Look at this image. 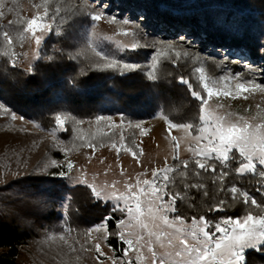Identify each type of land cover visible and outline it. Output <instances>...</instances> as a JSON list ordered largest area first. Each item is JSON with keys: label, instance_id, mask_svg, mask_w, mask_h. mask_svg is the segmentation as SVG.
<instances>
[{"label": "trees", "instance_id": "obj_1", "mask_svg": "<svg viewBox=\"0 0 264 264\" xmlns=\"http://www.w3.org/2000/svg\"><path fill=\"white\" fill-rule=\"evenodd\" d=\"M110 2L115 7L114 0ZM117 3L120 12L131 16L139 41L133 50L106 59L77 50L82 26L90 24L87 9L72 0H45L46 19L52 23L37 62L27 71L17 61L28 20L21 12L15 13L9 22L12 40L7 44L0 39V99L45 131L57 132L61 125L57 136L73 144L79 143L76 133L85 123L117 115L128 126L125 132L131 134L125 142L136 151L134 127L159 113L173 125H189L195 133L202 126L201 109L208 96L200 72L215 78L220 65L179 47L174 42L177 33L188 30L201 42L203 38L208 47L235 50L264 62V0ZM135 12L143 13L145 21L137 23ZM156 24L165 28L172 44L157 42ZM227 62L232 69L236 66ZM239 78L246 75L240 73ZM101 139L93 142L100 145ZM62 157L57 151L50 153L55 161ZM244 165L245 160L235 150L226 162L174 157L163 199L173 203L170 219L181 218L189 224L203 218L209 224L206 231L215 233L214 238L216 225L225 220L264 217V168L257 165L253 171L242 173ZM35 169L0 183V264H20L19 246L30 245L34 239L29 220L51 223L57 204L65 198L69 199L71 232L82 249L99 253L89 235L95 224L105 225L109 246L119 249L116 222L121 212L96 199L88 187L64 182L62 177L68 169L63 165H54L41 174ZM108 216L110 220L104 222ZM243 257V264H264V243L247 249Z\"/></svg>", "mask_w": 264, "mask_h": 264}, {"label": "rangeland", "instance_id": "obj_2", "mask_svg": "<svg viewBox=\"0 0 264 264\" xmlns=\"http://www.w3.org/2000/svg\"><path fill=\"white\" fill-rule=\"evenodd\" d=\"M44 1L0 0L1 41L8 44L12 40L9 22L15 13L21 12L28 20L20 48L21 58L17 61L25 71L37 62L52 23L46 19ZM72 1L78 7H85L90 19V24L83 25L80 30L77 50H88L106 59L124 50H133L139 44L131 16L118 10L117 0H114L115 7H111V0ZM135 16L137 23L146 19L143 13L135 12ZM154 27L158 43L172 44L163 26L156 24ZM174 42L201 59L220 65L215 78L209 79L205 71L200 70L208 98L201 109L202 126L196 133L189 125L169 123L159 113L134 127V151L125 142L131 135L125 132L128 126L119 116L111 115L106 120L85 123L76 133L79 143H67L57 136L61 125L57 132L45 131L37 123L15 113L0 99V183L26 175L34 168L41 174L54 165H63L68 169L62 177L64 182L72 187H88L96 199L122 213L116 222L117 239L121 244L117 250L107 242L105 225L92 227L89 235L99 250L96 254L82 249L74 240L69 225V199L65 198L57 204L55 220L51 223L24 220L35 234L32 243L25 245L28 253H19L20 264H191L187 254L177 256L176 253L184 247L180 240H187L189 246L197 245L196 240L176 233L175 228L163 225L159 219L152 222L159 225L153 227V232L165 233L159 239L155 234L149 236L141 226L143 221L150 222V213L166 214L170 219L173 203L163 199L171 160L174 157L179 160L205 157L226 162L230 152L235 150L241 155L243 152L242 173L253 171L257 165L264 168L261 163L264 157V62L246 56L244 60L253 63L242 67L237 61L242 53L208 47L203 38L201 42L188 30L177 33ZM227 61L236 66L232 69ZM240 73L246 78L240 79ZM93 139H101V144L97 145ZM53 150L63 155L62 160L50 158ZM109 220L110 216L103 221ZM170 220L176 222V227L191 230L193 222L180 224L177 219ZM220 225L228 227L223 222ZM177 236L179 239L175 238ZM219 236L216 232L213 240ZM197 237L203 239L198 231ZM129 240L133 241L132 245L127 243ZM262 243L264 239L258 242L255 236L246 237L236 242L232 249L221 250L213 264H228L230 260L243 264L244 252Z\"/></svg>", "mask_w": 264, "mask_h": 264}, {"label": "snow or ice", "instance_id": "obj_3", "mask_svg": "<svg viewBox=\"0 0 264 264\" xmlns=\"http://www.w3.org/2000/svg\"><path fill=\"white\" fill-rule=\"evenodd\" d=\"M250 148L252 146H249ZM254 150V149H253ZM243 155V152H242ZM261 163H264V157H261ZM199 167H204L203 164H199ZM153 191H155L153 189ZM235 191V189H233ZM165 209H168V206H164ZM174 211V208L170 209ZM158 211V210H157ZM159 219L163 225L169 228H175L176 233H182L185 236L192 237L193 240L197 241V245L189 246L187 240H180V243L184 245L181 251L176 253L177 256H183L187 254L188 258L191 260V264H198V262L203 261L204 264H213L216 260L218 254H220L221 250H230L235 246L236 242H239L246 237L255 236L257 241L259 242L261 239H264V217L254 218L249 215L246 218L241 220H225L223 221L224 225L228 227L221 226L220 224L216 225V232L220 233V236L213 240V236L215 233L210 234L206 231L209 226L208 222L203 218L199 222L193 220L191 230H187L182 227H176V222L172 221L168 218L166 214L157 216L155 213H150L148 220L150 222H142V227L148 231V235H157L158 239L165 235L163 232L155 233L153 232V227H159V225H154V221ZM180 224H183L181 218H177ZM197 231L201 234L203 239H198ZM179 239V237H175ZM140 239H143L142 237ZM139 242V241H137ZM129 245H132L133 241H127ZM214 244V247L211 245ZM223 264V262H221ZM228 264H235L234 261H228Z\"/></svg>", "mask_w": 264, "mask_h": 264}, {"label": "built area", "instance_id": "obj_4", "mask_svg": "<svg viewBox=\"0 0 264 264\" xmlns=\"http://www.w3.org/2000/svg\"><path fill=\"white\" fill-rule=\"evenodd\" d=\"M19 253H28V249L25 245L19 246Z\"/></svg>", "mask_w": 264, "mask_h": 264}, {"label": "bare ground", "instance_id": "obj_5", "mask_svg": "<svg viewBox=\"0 0 264 264\" xmlns=\"http://www.w3.org/2000/svg\"><path fill=\"white\" fill-rule=\"evenodd\" d=\"M245 63H248V62H245ZM244 65H246V64H244ZM135 257H136V259H138V260H139V257H138V255H136Z\"/></svg>", "mask_w": 264, "mask_h": 264}]
</instances>
